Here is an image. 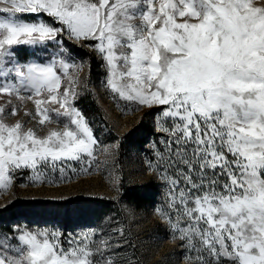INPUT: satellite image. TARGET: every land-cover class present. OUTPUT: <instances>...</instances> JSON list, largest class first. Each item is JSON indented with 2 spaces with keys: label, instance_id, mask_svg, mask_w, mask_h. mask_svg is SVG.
I'll use <instances>...</instances> for the list:
<instances>
[{
  "label": "snow or ice",
  "instance_id": "1",
  "mask_svg": "<svg viewBox=\"0 0 264 264\" xmlns=\"http://www.w3.org/2000/svg\"><path fill=\"white\" fill-rule=\"evenodd\" d=\"M93 62L121 115L152 118L139 151L167 255L264 264V0H0V196L18 179L60 188L96 174L117 204L135 190L119 159L134 129L104 143L111 129L78 107L96 91ZM141 243L122 223L66 235L14 222L0 227V264H141Z\"/></svg>",
  "mask_w": 264,
  "mask_h": 264
},
{
  "label": "rangeland",
  "instance_id": "2",
  "mask_svg": "<svg viewBox=\"0 0 264 264\" xmlns=\"http://www.w3.org/2000/svg\"><path fill=\"white\" fill-rule=\"evenodd\" d=\"M102 79V69L97 67L92 71L91 75L92 87L96 91L89 96L97 103L98 112L97 115L89 114L88 118L93 122V127H101V122L108 125L111 129V135L105 132L101 136V139L104 143H111L113 142V138L124 137L134 125L138 124L140 113L121 115L119 109L116 108L113 101L101 87L100 82ZM27 107L31 108L32 105L29 103ZM78 107L84 111L83 105H80V101L78 102ZM146 118L149 119L148 121H152V118ZM31 126V123L27 125V127ZM49 127H55V125H50ZM44 131H47V129ZM40 134L42 135L43 132ZM103 158V156L99 157V159ZM119 159L123 168L125 185L140 183L152 177L144 171L143 152L138 153L134 148H130L128 151L121 148ZM23 182L18 179L16 187L13 190H10L6 196H0V209L10 200L50 202L53 201L52 197H67L68 199L63 201L64 207L68 209L67 220H62L61 224L54 221L52 217H55L54 214L57 215L56 206L54 204L43 205L42 202L35 206L30 213L31 215L23 210L20 211L23 213V216L19 213L16 214V212L11 217L0 216V223H3V225L11 226L14 222H20L21 224L31 226H58L67 235L78 232L81 229L108 230L116 224L122 223L124 228L130 231L133 242H142L137 252L141 264H176L177 257L175 255H167L171 245L165 239L163 226L158 224L156 217L153 215V208L147 211L143 208L135 207L126 200L117 204L110 199L115 194L109 190V186L103 175L96 174L92 177L83 178L80 182H73L72 185L60 188H50L48 186L35 188L20 187V183ZM96 199L110 201V204L105 213L93 217V212L100 211L101 209L100 206H94ZM36 215H39V217L35 218ZM58 215L61 214L58 213ZM109 218H112V220Z\"/></svg>",
  "mask_w": 264,
  "mask_h": 264
},
{
  "label": "trees",
  "instance_id": "3",
  "mask_svg": "<svg viewBox=\"0 0 264 264\" xmlns=\"http://www.w3.org/2000/svg\"><path fill=\"white\" fill-rule=\"evenodd\" d=\"M84 53H87V50H82ZM97 68V65L95 62H93L92 65V71H94ZM80 105H83L84 111L86 115L94 114L97 115L98 107L97 103L90 98L89 95L83 97L80 100ZM90 116V115H89ZM149 119L145 118L142 123L136 124L133 126L132 134L129 136L126 140H124L122 148L124 150L134 148L135 150L140 153L139 149H145L146 150V141L150 140V133L153 132V123L152 121H148ZM93 123V122H92ZM94 125V124H93ZM96 128V126H94ZM129 133V132H128ZM159 182L154 180L153 177L148 178L146 181L135 183L132 185H125L126 189H135L134 191H130L127 196H125L124 200L128 201L129 203L133 204L137 208H143L145 210H150L151 208H154L155 204H158L160 202V195H159V188H158ZM43 202V203H42ZM38 203L44 204H54L57 210V215L54 214L55 217H52V219L58 223L61 224V221L66 219L68 215V209L67 207H64L63 201H39V200H21V201H15V203H12L10 207L4 211L3 209H0V216L4 217H11L15 212L16 214H21L23 216V213L20 211H26L31 215V211L37 206ZM110 204V201H105L103 199H96L94 202V206H100V211H94L93 217H97V215H102L105 213V210L108 208ZM95 208V207H94ZM99 212V213H98ZM61 214V215H58ZM98 213V214H97ZM59 216V217H58ZM61 216V217H60ZM39 215H36L35 218H38ZM0 227H8V225H3V223H0Z\"/></svg>",
  "mask_w": 264,
  "mask_h": 264
}]
</instances>
